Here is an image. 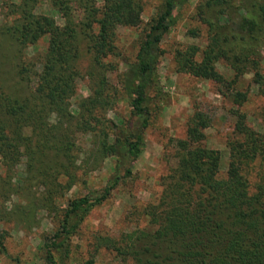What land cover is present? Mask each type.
<instances>
[{"label":"trees","instance_id":"16d2710c","mask_svg":"<svg viewBox=\"0 0 264 264\" xmlns=\"http://www.w3.org/2000/svg\"><path fill=\"white\" fill-rule=\"evenodd\" d=\"M40 1L0 0V157L6 173L23 156L24 176L13 185L19 193L42 186L45 207L90 166L112 158L114 171L123 167L94 193L65 197L58 211L52 206L55 227L42 235L43 264H94L101 248L111 254V264H264V104L259 112L261 129H255L238 107L246 93L234 89L250 72L257 92L264 96V0H196L191 18L205 25L206 43L186 44L173 54L176 71L231 88L236 108L231 110L232 130L225 139V170L220 171L219 151L202 144L209 117L194 110L186 121L185 137L173 142L175 167L163 178L157 197L141 208L146 226L115 236L97 233L92 252L82 258L74 257L72 238L90 210L120 179L131 175L149 116L162 98L159 43L188 0H159L138 34L133 59L117 74L118 86L106 77L115 69L109 57L119 52L113 43L115 28L137 26L143 1L100 0L98 7L97 0H47L60 24L35 11ZM45 35L41 55H26V48ZM6 41L9 46L4 48ZM7 48L11 50L5 54ZM83 52L89 55L84 70L89 93L77 100L73 114L69 102ZM3 56L12 64L9 73L2 67ZM220 60L232 70L229 78L217 73L215 63ZM119 99L127 101L133 121L106 115ZM77 135L89 136L86 148H79ZM0 251H5L2 229Z\"/></svg>","mask_w":264,"mask_h":264},{"label":"rangeland","instance_id":"374dc122","mask_svg":"<svg viewBox=\"0 0 264 264\" xmlns=\"http://www.w3.org/2000/svg\"><path fill=\"white\" fill-rule=\"evenodd\" d=\"M140 11L141 22L137 26L117 25L113 43L118 49L117 56H110L114 70H108V81L118 86V73L125 68V62L131 61L138 45V34L150 16L153 15L159 0H142ZM196 0H188L183 4L174 22L163 34L159 46L161 55L157 63V73L162 98L158 107L153 108L148 124L144 129V144L141 153L131 162V175L120 179L109 195L95 205L82 222L76 236L72 238V253L76 258L87 257L92 252L91 243L95 234L115 236L122 230L133 227H145L146 218L141 208L147 201H152L161 190L163 178L175 167L173 142L185 137L186 121L194 110H199L209 117V125L203 129L202 144L214 148L220 154V171L227 164L228 151L225 146L226 136L231 132L234 115L231 110L236 108L230 99V89L216 83L212 79L195 77L186 72L176 71L173 54L175 49L186 44L203 47L206 43L205 25L191 18ZM98 7L100 0L96 1ZM37 13L52 16L60 24L62 20L47 0H42L35 7ZM73 12L79 14L74 7ZM11 17H8L10 19ZM0 14V23L2 22ZM195 29L190 35L189 30ZM47 35L41 37L35 45L28 46L26 55L37 58L45 49ZM8 47V41L3 43ZM11 48L3 49L6 54ZM2 67L8 73L12 64L6 56L1 58ZM89 55L83 52L77 67L80 71L75 93L70 97V111L76 113L77 100L89 93L84 70L87 67ZM217 73L229 78L232 70L223 61L215 63ZM261 72H264V49L262 50ZM234 89L245 92L246 100L238 106L246 114V122L255 129H261L259 112L264 104V96L257 92L256 85L251 81V73L245 72L234 85ZM237 107V108H238ZM120 115L126 122L133 118L129 115L126 100L119 99L113 109L107 111V116L116 119ZM89 136L77 135L80 149L88 145ZM82 156L80 153L79 158ZM24 161L22 156L16 166L7 174L4 159L0 157V229L3 231L4 253L0 251V264H43L41 240L55 227L52 206L55 210L63 206L65 197H73L92 192L101 187L114 172L121 173L123 167L117 166L114 171L112 158H106L99 165L91 166L87 173L81 174L79 180L73 183L62 195L57 194L53 201L41 206L44 196L42 186H29L22 193L17 191V177L24 176ZM7 174V175H6ZM14 184V185H13ZM19 187V186H18ZM17 194V196L15 195ZM8 195V196H7ZM28 201L26 204L24 198ZM26 205V206H25ZM26 207L32 213L28 216ZM94 264H111V254L104 249L95 253Z\"/></svg>","mask_w":264,"mask_h":264}]
</instances>
